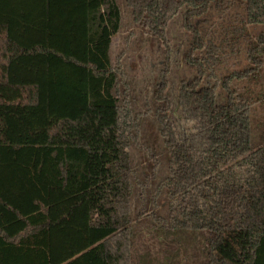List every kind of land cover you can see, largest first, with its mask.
<instances>
[{"label":"trees","instance_id":"1","mask_svg":"<svg viewBox=\"0 0 264 264\" xmlns=\"http://www.w3.org/2000/svg\"><path fill=\"white\" fill-rule=\"evenodd\" d=\"M121 1L164 45L144 111L112 59ZM178 14L188 129L169 94ZM242 52L248 66L223 72ZM263 66L264 0H0V264H155V245L165 257L174 246L167 264H264ZM158 163L165 204L147 186Z\"/></svg>","mask_w":264,"mask_h":264},{"label":"rangeland","instance_id":"2","mask_svg":"<svg viewBox=\"0 0 264 264\" xmlns=\"http://www.w3.org/2000/svg\"><path fill=\"white\" fill-rule=\"evenodd\" d=\"M121 7L124 11V22L122 31L116 34L113 37L112 45V59L117 61L118 58L122 61V67L124 68L128 81L131 87V97L132 104L136 110L145 109V104L149 101L152 94V88L157 83V78L160 70L163 67L164 63V45L162 40L158 38H150L149 35L143 33L141 29L136 26L130 17V11L126 8L124 3L121 1ZM217 23L218 19L214 16L210 20ZM190 34H188L185 29L181 26L180 14H178L171 22L168 29V39L170 47V57L172 62V69L169 73L170 78V88L169 94L172 97L173 101V118L177 124V127L180 129H188L191 127V124L185 120L182 116L181 111L177 105V85L183 77H192V69L185 63L183 53L187 47ZM243 55L235 63L236 59L231 57L224 66H222L223 72H229L231 70L244 69L248 66V61L244 52ZM257 70L253 71L255 74ZM251 73V72H250ZM260 80L264 82V66L261 68ZM259 74V73H258ZM253 87H257L256 83H252ZM259 126H264V104L256 103L253 106L252 111V127L254 134L259 132ZM161 143L158 144L157 148L160 149ZM149 152V150H148ZM131 153L133 155L134 161L139 169L143 167L148 168L146 158L143 157V152L139 147L131 148ZM151 161L157 162V159L150 157ZM157 171L154 178L149 179L147 186L150 187L149 192L157 193L160 200L165 204L168 201V198L165 196L166 184L164 182V176H158L160 173V163L156 165ZM141 187V185H139ZM138 187V188H139ZM159 188V189H158ZM156 189H158L156 191ZM148 190V189H147ZM140 200V199H139ZM135 201V206L139 209L142 204L140 201ZM151 206V205H150ZM157 208L160 207L156 206ZM142 208V207H141ZM151 210V209H150ZM201 245L196 243V240L192 238L190 240L188 249H182V254L185 257L191 258L193 254L197 251ZM173 245L168 247V253L165 256H161L162 253L158 250L157 245L153 246L150 250V262L155 264H167L169 263L170 257L172 256L171 250ZM181 257V254H179ZM184 261H182V264Z\"/></svg>","mask_w":264,"mask_h":264}]
</instances>
